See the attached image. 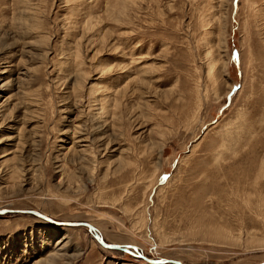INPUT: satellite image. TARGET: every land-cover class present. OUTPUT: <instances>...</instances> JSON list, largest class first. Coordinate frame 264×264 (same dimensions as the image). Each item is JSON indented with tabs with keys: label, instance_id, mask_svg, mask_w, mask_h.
<instances>
[{
	"label": "rangeland",
	"instance_id": "1",
	"mask_svg": "<svg viewBox=\"0 0 264 264\" xmlns=\"http://www.w3.org/2000/svg\"><path fill=\"white\" fill-rule=\"evenodd\" d=\"M4 209L0 264L264 261V0H0Z\"/></svg>",
	"mask_w": 264,
	"mask_h": 264
},
{
	"label": "water",
	"instance_id": "2",
	"mask_svg": "<svg viewBox=\"0 0 264 264\" xmlns=\"http://www.w3.org/2000/svg\"><path fill=\"white\" fill-rule=\"evenodd\" d=\"M8 212H12L11 210H0V214H5V213H8ZM33 214H37L39 216H42L40 213L38 212H35V211H32ZM44 217V216H43ZM45 219H47L48 221L50 222H53V223H56L54 221H52L51 219L49 218H46L44 217ZM58 225H60L59 223H56ZM65 225V224H64ZM75 225H78V226H84V227H87L89 229V231H92L94 232L93 235L95 237V239L104 247H107V248H110V249H121V250H124V251H128L130 253H132L133 255H137V256H140L142 257L143 259H146V260H149L153 263H166V262H172V263H175V264H183L181 261L179 260H173V259H168V258H157V259H151L149 257H147L146 255L142 254L137 247L133 246V245H123V244H116V243H110V242H107L104 237L102 236L101 233L98 232V230L93 227L91 224L89 223H77ZM257 264H264V261L260 262V263H257Z\"/></svg>",
	"mask_w": 264,
	"mask_h": 264
},
{
	"label": "bare ground",
	"instance_id": "3",
	"mask_svg": "<svg viewBox=\"0 0 264 264\" xmlns=\"http://www.w3.org/2000/svg\"><path fill=\"white\" fill-rule=\"evenodd\" d=\"M93 226V225H92ZM94 227V226H93ZM91 233H94V232H92V231H90ZM60 243V242H59Z\"/></svg>",
	"mask_w": 264,
	"mask_h": 264
}]
</instances>
